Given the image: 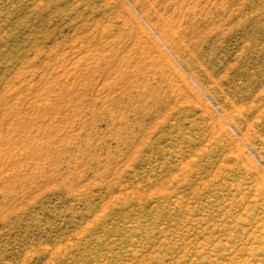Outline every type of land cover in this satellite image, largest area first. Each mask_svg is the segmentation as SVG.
Instances as JSON below:
<instances>
[{"label": "rangeland", "instance_id": "rangeland-1", "mask_svg": "<svg viewBox=\"0 0 264 264\" xmlns=\"http://www.w3.org/2000/svg\"><path fill=\"white\" fill-rule=\"evenodd\" d=\"M0 264H264V0H0Z\"/></svg>", "mask_w": 264, "mask_h": 264}, {"label": "bare ground", "instance_id": "bare-ground-1", "mask_svg": "<svg viewBox=\"0 0 264 264\" xmlns=\"http://www.w3.org/2000/svg\"><path fill=\"white\" fill-rule=\"evenodd\" d=\"M152 20V19H151ZM155 22V21H154ZM156 23V22H155ZM161 32H163V31H161ZM165 33V32H164ZM162 35H164V34H162ZM229 116V115H228Z\"/></svg>", "mask_w": 264, "mask_h": 264}]
</instances>
